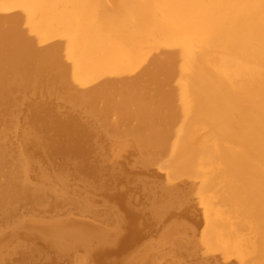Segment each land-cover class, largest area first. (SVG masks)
<instances>
[{
  "label": "rangeland",
  "instance_id": "rangeland-1",
  "mask_svg": "<svg viewBox=\"0 0 264 264\" xmlns=\"http://www.w3.org/2000/svg\"><path fill=\"white\" fill-rule=\"evenodd\" d=\"M13 28L0 13V33ZM26 51L34 77L0 78V264H235L212 255L210 209L173 165L174 72L145 65L78 96L58 49ZM132 89L157 128L143 126ZM159 130L167 141L151 142Z\"/></svg>",
  "mask_w": 264,
  "mask_h": 264
},
{
  "label": "bare ground",
  "instance_id": "bare-ground-1",
  "mask_svg": "<svg viewBox=\"0 0 264 264\" xmlns=\"http://www.w3.org/2000/svg\"><path fill=\"white\" fill-rule=\"evenodd\" d=\"M0 13L21 23L0 33L1 81L21 68L34 77L26 46L58 49L78 96L133 82L145 65L174 72L173 165L210 209L212 255L264 264V0H0ZM128 94L143 126L157 128L147 97Z\"/></svg>",
  "mask_w": 264,
  "mask_h": 264
}]
</instances>
